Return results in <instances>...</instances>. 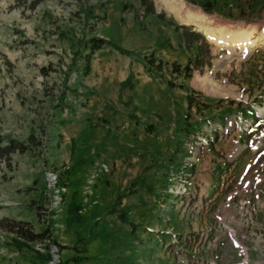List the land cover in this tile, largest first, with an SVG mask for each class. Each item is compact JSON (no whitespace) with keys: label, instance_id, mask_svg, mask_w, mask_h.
<instances>
[{"label":"rangeland","instance_id":"1","mask_svg":"<svg viewBox=\"0 0 264 264\" xmlns=\"http://www.w3.org/2000/svg\"><path fill=\"white\" fill-rule=\"evenodd\" d=\"M182 1L264 29V0L247 21ZM192 27L162 0H0V264H264V46ZM248 110L255 149L181 132Z\"/></svg>","mask_w":264,"mask_h":264},{"label":"bare ground","instance_id":"2","mask_svg":"<svg viewBox=\"0 0 264 264\" xmlns=\"http://www.w3.org/2000/svg\"><path fill=\"white\" fill-rule=\"evenodd\" d=\"M178 2H171V0H162L165 8L171 12L183 24L193 25L201 32L210 43L215 44L217 47L231 46L241 48L246 51L250 47L257 45L264 46V31L256 26H252L242 30H230L229 27L224 25L211 24L210 20L202 17L200 12H193L185 7L182 0ZM250 50V49H249ZM208 85V84H207Z\"/></svg>","mask_w":264,"mask_h":264},{"label":"trees","instance_id":"3","mask_svg":"<svg viewBox=\"0 0 264 264\" xmlns=\"http://www.w3.org/2000/svg\"><path fill=\"white\" fill-rule=\"evenodd\" d=\"M196 5L203 12L219 13L220 15H227L230 18H237L247 21L243 17L249 10H253V4L257 0H185ZM263 10V9H262ZM250 12V11H249ZM96 42L91 44V51L98 50L103 45V40L96 39ZM10 150V149H9ZM7 151L5 147H0V152Z\"/></svg>","mask_w":264,"mask_h":264}]
</instances>
